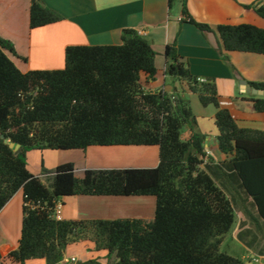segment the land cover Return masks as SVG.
I'll list each match as a JSON object with an SVG mask.
<instances>
[{"label":"trees","instance_id":"16d2710c","mask_svg":"<svg viewBox=\"0 0 264 264\" xmlns=\"http://www.w3.org/2000/svg\"><path fill=\"white\" fill-rule=\"evenodd\" d=\"M175 1L169 0L170 7ZM188 2L182 0V22L216 33L227 61L230 52L264 55V28L241 24L214 30L192 17ZM262 3L244 7L264 19ZM62 20L41 0H30L31 29ZM121 38L120 45L68 47L64 69L23 73L9 56L19 58L14 45L0 36V212L20 190L24 193L19 246L5 259L0 254V264L39 259L63 264L68 247L83 242L94 243L109 259L115 256V264H246L220 246L236 222L237 205L264 223V132L241 127L221 106L217 85L201 83L179 56L177 43L168 45L165 74L186 82L203 107L217 109V141L226 159L215 162L205 151L207 136L190 99L177 91H146L158 76L151 43L133 29ZM250 86L264 90V83ZM251 102L264 113V97ZM93 146H157L160 164L87 170L82 177L73 164H64L48 178L50 185L28 169L31 151ZM66 197H154L155 217L58 220L57 205ZM246 233H238L242 242ZM81 264L105 263L94 258Z\"/></svg>","mask_w":264,"mask_h":264},{"label":"crops","instance_id":"0c3cea01","mask_svg":"<svg viewBox=\"0 0 264 264\" xmlns=\"http://www.w3.org/2000/svg\"><path fill=\"white\" fill-rule=\"evenodd\" d=\"M41 1L60 14L63 20L31 29L30 0H0V36L14 45L19 58L9 56L21 72L64 69L68 47L120 45L122 32L133 29L145 37L157 53L158 76L155 82L146 86V91L169 94L177 91L190 99L200 130L207 136L205 151L215 162L226 159L217 141V109L213 105L203 107L199 97L189 91L186 82L165 74L168 45L177 43L178 54L189 64L193 76L217 85L221 106L230 110L241 127L264 132V113L254 110L251 98L255 95L250 92V83H264V55L230 52L227 61L218 51L216 33H202L196 26L182 22V2L175 8L174 4L170 7L169 0ZM257 2L189 0L188 9L197 22L214 30L220 25L241 24L264 28V19L254 9L244 7ZM262 4L264 6V0ZM189 135L187 131L183 138L188 139ZM64 164H73L78 177L87 170L154 169L160 164V149L157 146H93L86 150H35L28 153L29 171L43 181ZM60 204V220H152L156 210L154 197H66ZM23 206L24 193L20 190L0 212V254L4 259L19 246ZM242 223L241 230L248 232L246 247L251 258L260 254L264 259V241L258 246L259 238H256L254 227L245 221ZM81 245L86 249V253L82 252L86 258L79 261V253L67 249L65 259L77 260L70 264H81L94 258L105 264L117 262L115 256L109 259L105 251H97L92 242ZM242 260L248 261L247 257ZM5 264L14 263L5 260ZM26 264L47 263L39 259Z\"/></svg>","mask_w":264,"mask_h":264},{"label":"rangeland","instance_id":"374dc122","mask_svg":"<svg viewBox=\"0 0 264 264\" xmlns=\"http://www.w3.org/2000/svg\"><path fill=\"white\" fill-rule=\"evenodd\" d=\"M181 2H182V0H176L174 2V7L175 8L178 7L179 3H181ZM48 178H50V177L46 176V179H44V182L47 185H50ZM252 213L254 215V219L248 218V216L244 212L241 211L240 207L238 205L236 206V222H235L234 226L232 227L231 231L223 237L222 244L220 246V250L222 253L228 254L232 257H235V258H238L241 260L243 257H247L248 261L246 264H248L249 262H252V261H253V264H264V259L261 257L260 254H257L256 257L253 259L251 258L252 254L249 253L247 250L246 241L244 240L242 242L238 237V232L242 229L240 224H241V222L245 221L247 224L250 225V227H254L253 231L256 232V234L258 235V238H259L258 246L261 245V243H263L262 241H264V223L261 221L260 218H257V215L254 211ZM255 217H256V219H255ZM236 227L238 230L237 232H236ZM255 227H257V228H255ZM81 244L82 243H75V244H71L68 247V250L72 249V251L79 253V258H80L79 261L86 258V257H84V254H82V252L86 253V249Z\"/></svg>","mask_w":264,"mask_h":264},{"label":"water","instance_id":"95a60500","mask_svg":"<svg viewBox=\"0 0 264 264\" xmlns=\"http://www.w3.org/2000/svg\"><path fill=\"white\" fill-rule=\"evenodd\" d=\"M247 85V84H246ZM250 87V86H249ZM250 92L255 95V96H259V97H264V90L262 89H257V88H250ZM3 139H5L4 136H1ZM7 143L8 141L5 140ZM10 147L12 150L14 151H18L19 148H20V145L19 144H16V143H10ZM249 264H251V262H249Z\"/></svg>","mask_w":264,"mask_h":264},{"label":"built area","instance_id":"2783aa9c","mask_svg":"<svg viewBox=\"0 0 264 264\" xmlns=\"http://www.w3.org/2000/svg\"><path fill=\"white\" fill-rule=\"evenodd\" d=\"M201 83H206V81L205 80H203V79H201V80H199ZM61 209H62V207H61V204L59 203L58 205H57V208H56V211H55V218H57L58 220H60L59 219V216H60V214H61ZM77 262V260H76V258H71V259H65L64 260V263L65 264H70V263H76Z\"/></svg>","mask_w":264,"mask_h":264}]
</instances>
